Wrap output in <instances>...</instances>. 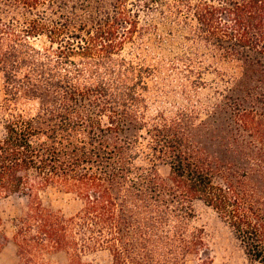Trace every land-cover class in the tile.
Wrapping results in <instances>:
<instances>
[{
  "label": "trees",
  "instance_id": "16d2710c",
  "mask_svg": "<svg viewBox=\"0 0 264 264\" xmlns=\"http://www.w3.org/2000/svg\"><path fill=\"white\" fill-rule=\"evenodd\" d=\"M168 1L215 62L234 68L201 119L148 117L144 70L119 56L141 15L166 0H0V196L27 199L21 254L186 264L204 253L213 264L193 224L203 202L248 264H264V0ZM54 189L74 212L41 200Z\"/></svg>",
  "mask_w": 264,
  "mask_h": 264
},
{
  "label": "rangeland",
  "instance_id": "374dc122",
  "mask_svg": "<svg viewBox=\"0 0 264 264\" xmlns=\"http://www.w3.org/2000/svg\"><path fill=\"white\" fill-rule=\"evenodd\" d=\"M192 24L187 11L174 13L166 0L164 5L141 15V33L134 35L119 53L144 70L140 91L148 117L184 113L204 118L212 108L216 90L234 72V68L215 62L210 50L199 44L193 36ZM138 163L149 165L150 162L142 156ZM158 170L164 176L168 167L160 165ZM39 197L66 214L75 210L71 196L57 189L42 191ZM26 204L27 199L23 197L0 196V264H74L69 251L49 253L29 249L21 254L14 235L17 221L26 212ZM193 224L203 231L206 254L213 264H248L240 241L211 207L197 202ZM80 257L81 264H110L106 250L82 253ZM203 259L204 253L190 255L186 264H203Z\"/></svg>",
  "mask_w": 264,
  "mask_h": 264
}]
</instances>
